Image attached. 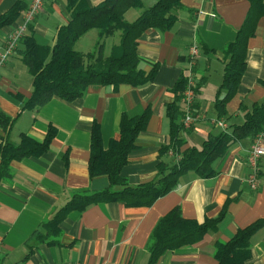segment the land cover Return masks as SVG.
Segmentation results:
<instances>
[{
	"label": "crops",
	"instance_id": "1",
	"mask_svg": "<svg viewBox=\"0 0 264 264\" xmlns=\"http://www.w3.org/2000/svg\"><path fill=\"white\" fill-rule=\"evenodd\" d=\"M18 1L29 5L31 0H0V17ZM86 1L97 6L103 0ZM148 1L144 2L146 7H150ZM67 4L68 0H48L30 25L28 31L40 45L54 47L59 29L71 18ZM249 8L247 0H182V8L174 12L177 23L171 30H149L138 42L141 70L148 75L157 67L152 82L139 88L121 85L117 90L92 86L74 102L54 98L33 110L24 109L25 101L32 96L33 77L18 46L0 68V112L13 120L7 131L0 128V145L18 144L22 134L42 143L50 127L56 130V136L43 156L13 161L12 178L0 183V264H148L150 236L176 207L181 208L184 219L200 224L219 217L224 208L226 214L216 232L208 233L198 244L166 253L157 264H217L214 251L218 243L228 242L239 230L264 219V157L258 166L259 188L253 190L248 164L253 138L248 137L234 143L215 163V177L202 179L190 173L150 208L94 205L84 212L70 213L61 225L59 245L30 240L36 231H43L42 225L73 194L101 192L109 187L108 177L91 179L89 175L94 123L100 125L107 149L110 141L119 137L123 114L138 116L152 109L147 129L138 137L137 148L122 170L130 186L156 180L161 162L168 166L177 162L179 156L174 152L161 154L170 142L166 106L175 102L173 89L187 74L194 46L199 49L195 121L180 134L185 144L181 152L200 148L210 134L223 132L219 121L228 128L242 124L252 107L264 102L263 18L248 43L247 69L237 95L227 106V117L218 119L214 106L225 67L223 50L234 41ZM140 14V10L131 9L125 20L132 23ZM21 19L1 29V50ZM98 41V32L92 30L76 43L75 50L87 54L95 50ZM120 41V33L104 39L105 55ZM251 251L248 264H264V227L253 236Z\"/></svg>",
	"mask_w": 264,
	"mask_h": 264
},
{
	"label": "trees",
	"instance_id": "2",
	"mask_svg": "<svg viewBox=\"0 0 264 264\" xmlns=\"http://www.w3.org/2000/svg\"><path fill=\"white\" fill-rule=\"evenodd\" d=\"M150 7L145 0H103L97 6H90L86 0H68L67 11L71 18L61 27L54 47L40 45L35 35L28 31L20 42V56L33 77L32 96L25 101L24 109H37L54 98L74 102L83 98L92 86L112 87L117 90L121 85L139 88L152 82L157 67L147 75L140 68L138 42L149 30L167 32L177 23L174 15L182 8V0H153ZM249 11L243 25L233 42L223 50L225 67L222 83L216 94L214 106L218 119L228 115L227 106L237 95L247 69L248 43L257 31L259 22L264 18V0H247ZM28 8L25 1H18L13 8L0 17V31L16 23ZM140 10V16L132 23L125 20L131 10ZM98 32L99 41L94 51L82 54L75 50L76 43L90 31ZM121 34L120 44L104 53L103 40ZM264 86V82H263ZM186 76L175 85V102L166 106L169 121L168 146L161 150L164 155L169 151L179 156L173 166L165 163L158 165V178L136 187L130 186L122 176L131 154L137 148L138 137L147 129L152 109L147 108L141 115L123 114L120 122L119 137L112 139L107 149L103 146L101 127L94 123L91 132V156L89 175L91 179L106 176L110 185L101 192H80L73 194L52 218L36 231L30 240L48 246L59 245L62 235L61 225L72 212H84L99 204H123L128 208H150L159 199L174 191L184 176L193 173L198 178L215 177V163L222 159L231 146L245 138H255L264 131V102L255 104L245 115L242 124L231 125L227 131L217 135L210 134L201 147H189L180 139L184 130V101ZM13 120L0 112V128L7 131ZM56 136L50 127L45 140L40 143L22 134L18 144L0 145V183L12 178L11 163L26 158H38L46 154ZM181 155V156H180ZM67 161V158L65 157ZM226 208L219 217L207 219L203 223L186 220L181 208L171 210L157 224L150 236L147 250L148 264H157L168 252L200 243L210 232H216L226 214ZM264 227V219L241 229L228 242L215 246L214 259L217 264H248L252 258L251 240Z\"/></svg>",
	"mask_w": 264,
	"mask_h": 264
},
{
	"label": "built area",
	"instance_id": "3",
	"mask_svg": "<svg viewBox=\"0 0 264 264\" xmlns=\"http://www.w3.org/2000/svg\"><path fill=\"white\" fill-rule=\"evenodd\" d=\"M48 0H31L28 8L22 15L21 23L16 27L14 32L9 36L5 47L0 49V68L7 62V60L15 53L20 42L28 33L30 25L34 22L36 17L43 11ZM199 56V49L197 46L191 48L188 58V69L186 74V88L183 95L184 101V116L183 126L189 128L195 121L194 105L197 95V82L195 77V65ZM223 131L228 130V126L223 122H217ZM172 153V152H171ZM264 157V131L259 133L252 142L251 149L248 155V164L251 168V176L249 184L253 190H258V166L260 160ZM180 158L177 157V161ZM69 264V263H67Z\"/></svg>",
	"mask_w": 264,
	"mask_h": 264
},
{
	"label": "rangeland",
	"instance_id": "4",
	"mask_svg": "<svg viewBox=\"0 0 264 264\" xmlns=\"http://www.w3.org/2000/svg\"><path fill=\"white\" fill-rule=\"evenodd\" d=\"M148 2H150V6L153 4L152 0H149ZM148 6H149V3H148Z\"/></svg>",
	"mask_w": 264,
	"mask_h": 264
}]
</instances>
